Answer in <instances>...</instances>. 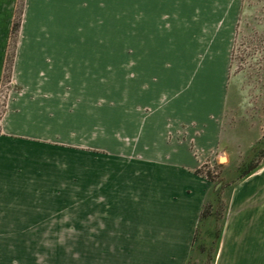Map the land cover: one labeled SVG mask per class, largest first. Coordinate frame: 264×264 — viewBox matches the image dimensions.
Masks as SVG:
<instances>
[{"label": "crops", "instance_id": "0c3cea01", "mask_svg": "<svg viewBox=\"0 0 264 264\" xmlns=\"http://www.w3.org/2000/svg\"><path fill=\"white\" fill-rule=\"evenodd\" d=\"M73 1L25 0L7 81L18 0L0 4V264H60V247L39 243L77 238L81 210L88 239L184 247L166 260L185 264L212 187L197 174L192 142L229 152L222 88L195 82L196 63L104 57L102 46L100 56L73 52ZM45 23L62 38L42 37ZM164 69L174 71L160 77ZM248 128L234 141L238 169L255 164L264 140ZM256 162L234 180L215 264H264V157ZM256 178L262 184L244 192ZM247 195L262 209L239 232Z\"/></svg>", "mask_w": 264, "mask_h": 264}, {"label": "rangeland", "instance_id": "374dc122", "mask_svg": "<svg viewBox=\"0 0 264 264\" xmlns=\"http://www.w3.org/2000/svg\"><path fill=\"white\" fill-rule=\"evenodd\" d=\"M6 1L0 0V4ZM24 6L25 0H18L16 21L23 19ZM73 8V19L67 24L70 29L67 40L75 46L73 52L100 56L101 49L96 47L102 46L104 57L124 60L135 54L152 60L196 63L200 70L194 75L195 82L214 84L211 90L220 84V94L227 104L225 134L229 152H204L193 140L191 150L197 160L196 169L203 170L201 176L205 178L212 172L213 179L206 178L210 186L222 179L230 183L245 172L244 167H234L237 132L242 131L243 124H249V132L264 134V0H74ZM43 30L42 37L62 38L50 24L44 25ZM15 36L14 40L10 39L9 55L16 54L20 30ZM207 66L212 70L205 69ZM171 70L164 69L160 77L165 76V71L170 74ZM190 79L191 75L185 73L178 83L184 85ZM201 89L204 88H198ZM191 92L197 91L186 93ZM257 147L255 155L251 154L256 161L264 157L261 152L264 140ZM256 154L261 155L257 158ZM260 177L264 179V173ZM263 181L256 178L246 183L244 192H249L252 183L258 186ZM223 182L218 184L221 186ZM228 192L229 186L223 192L225 199ZM248 198L249 195L236 213L235 225L239 232L264 205L262 200V206L256 207L254 199ZM83 211L77 238H68L73 236L68 233L61 240L39 243L60 247V264H178L166 257L184 252V247L171 244L90 240ZM228 215L230 219V199Z\"/></svg>", "mask_w": 264, "mask_h": 264}, {"label": "trees", "instance_id": "16d2710c", "mask_svg": "<svg viewBox=\"0 0 264 264\" xmlns=\"http://www.w3.org/2000/svg\"><path fill=\"white\" fill-rule=\"evenodd\" d=\"M20 26L21 20H15L12 28L11 41L14 40V38H17L15 35L19 32ZM14 58V54L9 55L7 58L6 81L11 77ZM261 152L264 153L263 150ZM260 155L256 154V157L258 158ZM243 167L245 172L240 175L238 179L245 178L252 171L254 172L258 165L251 166L248 163ZM202 172L203 170H198L197 174L202 175ZM206 178L212 180V172H209V175H207ZM223 180L224 179L219 182H223ZM229 182L230 183L223 182L219 188H217L218 183H216L215 186L213 185L210 188L207 199H205L201 217L198 221L188 264H215L220 249L221 239L223 238L226 219L228 217L229 199H231L234 180H230ZM227 186H229V192L227 199H225L223 192Z\"/></svg>", "mask_w": 264, "mask_h": 264}, {"label": "built area", "instance_id": "2783aa9c", "mask_svg": "<svg viewBox=\"0 0 264 264\" xmlns=\"http://www.w3.org/2000/svg\"><path fill=\"white\" fill-rule=\"evenodd\" d=\"M5 94H0V100L3 102V99L5 98Z\"/></svg>", "mask_w": 264, "mask_h": 264}, {"label": "water", "instance_id": "95a60500", "mask_svg": "<svg viewBox=\"0 0 264 264\" xmlns=\"http://www.w3.org/2000/svg\"><path fill=\"white\" fill-rule=\"evenodd\" d=\"M220 186V184H218L217 188Z\"/></svg>", "mask_w": 264, "mask_h": 264}]
</instances>
